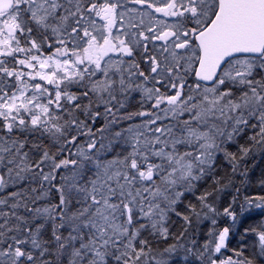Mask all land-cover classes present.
<instances>
[{"label":"snow or ice","instance_id":"obj_1","mask_svg":"<svg viewBox=\"0 0 264 264\" xmlns=\"http://www.w3.org/2000/svg\"><path fill=\"white\" fill-rule=\"evenodd\" d=\"M0 264H264V0H0Z\"/></svg>","mask_w":264,"mask_h":264}]
</instances>
